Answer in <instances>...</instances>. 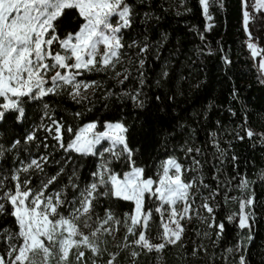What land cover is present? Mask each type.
<instances>
[{"label": "snow or ice", "instance_id": "snow-or-ice-1", "mask_svg": "<svg viewBox=\"0 0 264 264\" xmlns=\"http://www.w3.org/2000/svg\"><path fill=\"white\" fill-rule=\"evenodd\" d=\"M179 3L191 11L186 0ZM197 3L204 19L213 23V10L227 8V0ZM155 7V0H0V125L11 115L27 129L13 138L0 131V264H137L143 257L149 264H161L165 250L172 248L183 251V264H251L250 245L257 216H264V199L251 187L256 181L240 173L236 184V176L222 180L223 164L237 160L232 140L246 136L264 146V132L249 126L247 112L226 133L231 136L226 147L220 121L218 130L207 134L204 148L210 144L221 165L212 177L215 186L195 176L186 179L189 169L174 154L177 146L185 156L192 154L196 167L191 171L202 174L197 157L204 148L194 143L195 120L176 119L171 127L158 129L160 146L167 150L171 145L173 154L160 162L155 178L146 175V165L137 163L139 149L131 145L129 120L147 110L153 99L163 112L165 101L178 106L177 97L184 95L169 58L161 55L168 35L161 33L158 40L149 36ZM241 12L247 48L255 59L262 52L252 42L249 20L257 13L264 17V0H241ZM69 21L74 23L71 29ZM213 23L206 24V30ZM149 60L158 62V70L149 68ZM224 61L231 63L227 57ZM258 68L264 83V56ZM151 72L155 75L150 80ZM179 80L187 81L189 89L201 86L191 73ZM153 88L156 94L151 97ZM232 95L238 97L236 89ZM69 102L77 120L98 103L119 115L74 127L59 114L60 105ZM29 109L42 113L39 123L30 119ZM208 110L196 115L206 117ZM89 157L93 167L84 174ZM117 168L127 170L120 175ZM260 177L264 185V172ZM229 189L238 195H229ZM119 200L134 207L120 212L112 203ZM229 201L238 203V211L226 215L235 222V241L219 253L189 241L181 221L195 216L204 226L197 235L216 248L225 231L216 209ZM121 229L123 243L116 245L120 251H112L104 237Z\"/></svg>", "mask_w": 264, "mask_h": 264}, {"label": "trees", "instance_id": "trees-1", "mask_svg": "<svg viewBox=\"0 0 264 264\" xmlns=\"http://www.w3.org/2000/svg\"><path fill=\"white\" fill-rule=\"evenodd\" d=\"M155 4L156 7L152 9L153 18L149 21V36L152 40H158L161 33L168 35V41L161 55L169 58L170 69L174 72L173 79L179 81V87L184 95L177 97L178 106L165 101L163 112L159 110L158 102L153 99L147 110L135 117L134 120H129L133 124L130 136L131 145L139 149L137 163L146 165V175H153L154 178L160 162L166 159L167 155L173 154L171 145L167 150L160 146L157 131L161 126L171 127L176 123V119L181 122L197 121L198 132L194 137V143L195 146L202 148H204L207 134L218 130L216 121L221 122L222 129L219 130V134L223 142L222 146L226 147L227 141L231 140V136L226 133H230L235 125L243 120L244 112L248 113L249 126L257 132H264V83L258 79L260 58L254 60L251 51L247 48V33L243 25L241 0H227L225 12L213 10L214 23L212 22L213 26L207 30L208 22L201 14L197 0H186L187 7L191 9L190 12L184 11L179 0H155ZM73 26L74 23L69 21V29ZM249 31L253 34V41L263 48L264 55V17L259 13L255 18H252ZM200 33H203V39H201ZM255 37H259V39L256 40ZM200 49H203L202 54L198 51ZM224 57H227L231 63H225ZM148 64L149 68L155 67L157 70L159 68L158 62L154 60H149ZM189 73L200 82L199 88L189 89L187 81L179 80L181 75L188 77ZM154 75L155 73L151 72L149 79L151 80ZM233 89H236L238 93L236 99L232 95ZM155 94L154 88L149 91V96L154 97ZM75 107L78 108V106ZM204 108L209 109L207 116H197L196 114L201 113ZM229 109H232L235 115ZM73 111L74 106L71 102L60 105L59 114L63 115L74 127L92 119L112 120L119 115L112 110H103L99 103L96 109L86 114L83 120L73 118ZM28 114L30 119L35 118L37 123L40 122L38 117L42 113H37L35 109H29ZM125 118L127 119V117ZM99 129L100 125H98ZM0 131H3L8 138H13L14 135L19 136L27 129L17 125L13 116L9 115L6 121L0 125ZM39 135L43 137V131H40ZM241 135L244 133L241 132ZM231 143L237 160L232 162L229 158L223 164L224 177L222 180L236 176V179L232 181L233 184H236L241 178L237 176V173H240L242 176L256 181L251 187L259 199H264V185H261L260 177V173L264 172V146L254 144L246 136L242 141L232 140ZM213 151L211 145L208 144L202 154L197 157L201 161L199 166L201 175L191 171L196 167L192 160V154L185 156L179 146L176 147L174 154L189 169L185 175L187 179L195 176L197 180L203 179L206 183L215 186L217 182L212 177L221 165L214 158ZM92 160V157L88 158V166L81 170L82 173H89L90 168L93 167ZM124 170L127 169H116L120 175ZM229 195H238V191L230 189ZM220 199L223 201V197ZM112 203L120 212L134 207L130 201L119 200ZM229 211H238V203L229 201L227 207L222 206L216 209L217 222L225 223V231L216 248H212L207 239L201 241V237L197 235L196 230L199 229L200 224L197 219H194L195 225L190 228L191 231L187 232L190 236L189 241L202 242L208 245L210 251L217 253L222 251V247L229 242H234L236 237L235 222H229L226 219ZM155 218L158 221L159 215L155 214ZM254 227L255 235L250 245L251 264H261V261L264 260V216L258 214ZM121 234L123 236V229ZM212 238L215 239V237ZM106 246L112 251H120L111 243H107ZM121 255H126V251H122ZM183 256V251L177 248H172L170 251L165 250L161 264H183ZM137 264H149V259L143 257L138 260Z\"/></svg>", "mask_w": 264, "mask_h": 264}, {"label": "rangeland", "instance_id": "rangeland-1", "mask_svg": "<svg viewBox=\"0 0 264 264\" xmlns=\"http://www.w3.org/2000/svg\"><path fill=\"white\" fill-rule=\"evenodd\" d=\"M208 22V21H207ZM208 23H212V22H208ZM250 23H252V18H250V20H249V25H250ZM247 42H248V34H247ZM252 42H255V41H252ZM255 43H257V42H255ZM258 44V43H257ZM258 50H260L261 52L263 51V48H261V46H259V44H258ZM262 56H264L263 55V52H262ZM262 56H257L254 60H256L257 58H262ZM188 172H186L185 174H184V176L187 174ZM185 178H186V176H185ZM187 179V178H186ZM229 192H230V189L228 190ZM195 207V206H194ZM202 214L203 215H208L207 213H206V211H203L202 212ZM165 215H167V214H165ZM194 219H197L195 216H192V219L189 221V220H183V221H181L184 225H185V227H186V234H187V232L188 231H191V227L193 226V225H195V223H194ZM203 228H204V226L203 225H201V224H199V230H201V231H203ZM122 230V229H121ZM121 230L120 231H118V232H113V234L112 235H106L105 237H104V239L106 240V245H107V243H111L112 245H114V246H116L117 244H120L121 243V239H122V234H121ZM189 233V232H188ZM188 235V234H187ZM188 237L190 238V236L188 235ZM122 243H123V241H122ZM104 245H102V247H103Z\"/></svg>", "mask_w": 264, "mask_h": 264}]
</instances>
